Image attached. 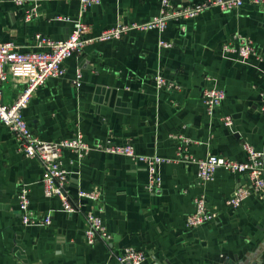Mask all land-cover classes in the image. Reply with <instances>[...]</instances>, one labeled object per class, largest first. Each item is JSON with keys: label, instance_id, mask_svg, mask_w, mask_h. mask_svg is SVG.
I'll use <instances>...</instances> for the list:
<instances>
[{"label": "crops", "instance_id": "obj_1", "mask_svg": "<svg viewBox=\"0 0 264 264\" xmlns=\"http://www.w3.org/2000/svg\"><path fill=\"white\" fill-rule=\"evenodd\" d=\"M186 7L203 0H168ZM38 17L24 21V9L0 0V43L12 42L22 52L42 35L64 40L71 25L60 19L80 14L76 2L37 0ZM161 0H100L83 15L90 35L118 22L143 23L159 15ZM252 41L259 59L246 64L226 58L222 47L235 36ZM171 43L160 48L159 41ZM59 78L48 79L31 98L23 117L44 142H59L80 131L86 143L131 145L139 155H157L166 162L158 171L161 191L146 190L147 172L126 157L93 151L79 160L63 153L69 172L67 192L76 213L62 210L59 198H46L37 160L17 150L8 129L0 124V264H110L125 248L146 256L144 264H264V191L252 194L240 208L226 201L237 188L247 189L242 176L218 170L212 183L198 185L194 165L179 160L177 137L190 141L188 156H223L243 162L241 145L250 144L264 158V6L249 4L232 12L209 10L196 19L170 22L163 32H133L121 41L94 44L82 56L62 65ZM79 87L73 86L76 72ZM161 75L175 89L157 90ZM21 83L9 81L2 102L11 105ZM222 90L225 100L211 116L202 93ZM229 118L230 127L221 119ZM264 179V173H263ZM28 188L35 216H50L49 226L21 223L18 188ZM101 196L102 221L109 243L86 245L85 215L95 208L77 192ZM206 198L216 218L195 229L186 227L192 201Z\"/></svg>", "mask_w": 264, "mask_h": 264}, {"label": "built area", "instance_id": "obj_2", "mask_svg": "<svg viewBox=\"0 0 264 264\" xmlns=\"http://www.w3.org/2000/svg\"><path fill=\"white\" fill-rule=\"evenodd\" d=\"M17 6L24 9V21L31 22L38 17L37 0H11ZM64 2H76L79 5L80 14L75 19H60L71 25L72 29L64 40L55 41L48 37L37 35L34 45L28 51H20L12 42L0 43V124L10 132L17 150L27 159L37 160L42 167L43 173L40 182L46 198H59L62 210L67 214L76 213V207L70 201L67 192L69 172L63 167V153L71 152L83 160L93 152H103L126 157L132 162L141 163L147 172L148 182L146 190L149 193L161 191V177L159 167L166 161L157 155H139L129 144L120 146L106 141L105 143L85 142L80 131L67 139L59 142H44L32 133L28 127L23 112L27 108L33 95L45 86L48 79L59 78L63 75L62 65L71 57H80L87 47L109 42L121 41L133 32L158 31L163 32L170 22H183L193 20L203 13L219 9L222 12H232L245 4L262 7L264 0H203L186 7H174L168 0H161L159 15L143 23L118 22L114 26L101 31L97 35H90L89 26L83 22V15L86 11L100 3V0H59ZM160 48H171L172 44L159 41ZM224 57L235 62L246 64L249 59L256 57L258 52L252 41L240 35L233 36L228 43L222 47ZM81 75L76 72L73 79V86L79 87ZM157 90L164 88L175 89L176 86L166 84L161 75L154 77ZM17 82L23 85L21 93L11 105L2 102L4 86L9 82ZM225 100V93L222 90L206 89L202 93V103L206 114L211 116L215 109ZM260 112L264 115V94H260ZM221 122L230 127L232 122L229 118L221 119ZM180 142L177 145V156L179 160L194 165L196 168V182L198 185L212 183L218 170H223L231 175L242 176L249 184L247 189L237 188L232 192L226 201V206L236 210L252 194H259L264 191V158L263 153L256 151L250 144L241 145L246 154L243 162L233 161L223 156H208L204 159H196L188 156L187 146L190 143L183 137H177ZM78 199L87 198L95 203V208L85 215V229L83 233L86 245L92 246L96 242L109 243L112 235L103 224L101 213V196L98 193H86L79 190ZM17 205L20 212L21 223L27 226L32 223H40L49 226L50 216L37 217L30 208L28 199V188L22 185L18 188ZM193 211L186 219V227L195 229L203 226L216 218V214L208 208L206 198L199 194L192 201ZM110 264H144L146 256L144 253L133 249L125 248L119 253L112 254Z\"/></svg>", "mask_w": 264, "mask_h": 264}]
</instances>
